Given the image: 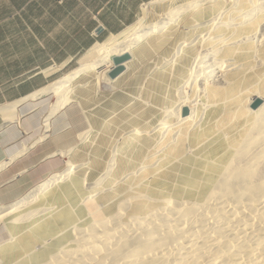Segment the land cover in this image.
Here are the masks:
<instances>
[{"label":"rangeland","instance_id":"1","mask_svg":"<svg viewBox=\"0 0 264 264\" xmlns=\"http://www.w3.org/2000/svg\"><path fill=\"white\" fill-rule=\"evenodd\" d=\"M150 10L96 46L126 42L169 11L187 14L135 47L117 80L101 82L93 70L73 82L69 99L73 70L34 96L45 137L69 128L60 142L77 146L63 152L67 165L55 174L64 182L0 217V264H40V255L61 264L46 260L61 238L79 245L73 234L89 237L98 218L118 228L127 219H114L117 209L134 218L168 200L177 213L154 216L116 248L134 257L156 249L170 264L187 246L198 264H253L264 254V103L251 109L264 98V0H157ZM119 257L106 253L104 261Z\"/></svg>","mask_w":264,"mask_h":264},{"label":"crops","instance_id":"2","mask_svg":"<svg viewBox=\"0 0 264 264\" xmlns=\"http://www.w3.org/2000/svg\"><path fill=\"white\" fill-rule=\"evenodd\" d=\"M156 2L0 0L1 205L19 201L62 172L67 165L63 152L77 146L60 142L69 128L45 137L34 96L78 68L97 44L120 37ZM12 106L16 119L8 120L4 111Z\"/></svg>","mask_w":264,"mask_h":264},{"label":"bare ground","instance_id":"3","mask_svg":"<svg viewBox=\"0 0 264 264\" xmlns=\"http://www.w3.org/2000/svg\"><path fill=\"white\" fill-rule=\"evenodd\" d=\"M206 5H207V3L204 5H201L198 8V10L205 7ZM148 11H150V9ZM186 14L187 13H185L184 15H179L177 13H173L172 11H169V12L165 13L163 15V18L160 19L159 21H156L153 23H145L146 26L141 30V32H139L140 33V34H138L139 36L137 35L133 38H128L125 40L126 42H122V43L118 42V43L114 44L113 46H111V45L95 46L92 49V52L94 53L93 59H91L89 57L91 59L90 61L89 60L87 62L85 61V63H83L80 67L75 69L74 72L70 75V77L68 79L67 86H66V89H68L69 93L66 94L64 97L70 99V95L74 91L73 82L75 80L79 79L80 77H82L83 75H85L91 71L93 72V70H99V72H97V73H98V77L101 80V82L110 81L108 73L112 69V67L114 66V62H113V56L114 55L122 54L125 52H131L132 54H135V53H133V51H134L133 49L135 47H137L140 43L147 41L153 35H156L162 31H164L169 26H171L173 24H178L179 21L181 20V18L184 19ZM189 20H191V19H189ZM188 29H189V27H188ZM143 48L145 49V47H143ZM148 49H146V50H148ZM148 55H150V53ZM154 55H155V53H154ZM129 64L130 63H127L128 70L130 68ZM137 72H139V71H137ZM94 75H96V74H94ZM79 85H81V84H79ZM100 85H101V83H100ZM91 93L89 95H91ZM86 100H88V99H86ZM90 101H87V102H90ZM66 105H67V102L64 101V104H62L60 106V108H58L55 111L54 115L56 113L60 112ZM9 108L10 107L5 108V111H4L6 113V116L8 117L7 119L8 120H15L16 119L15 106L12 109H9ZM103 118H105V116ZM102 125H104V124H102ZM102 125H101V127H102ZM99 129H100V127H99ZM84 138H86V137H84ZM98 140H99V138H98ZM69 172L74 173L75 169L73 168ZM63 176H64V174H63ZM63 176L62 175H55L52 179L45 180L39 186L34 188L32 190V192L28 195V197H26L24 200L16 201L13 204H10L8 206L1 208L0 209V217L3 216L4 214H9V213H12L13 211H15L17 209H20L21 205L23 203L31 204L34 200L39 198L43 193L50 191L52 188L59 185L61 182H64L66 179L63 178ZM51 185H53V186L51 187ZM135 196H137V195H135ZM115 199H116V197H115ZM168 201H167V203H165L161 207L157 208L155 210L154 214L152 213L153 215L152 214L151 215L150 214L135 215L134 218H131L123 210L117 209L116 214L113 213V218L114 219H122V220L127 219V220L124 224H122L118 228H114V229H111L108 227L109 222L111 221L112 218L109 221H107V224H106V222H104V223L101 222L105 217L98 218L97 221L96 220L93 221V226H90L86 229L87 232L84 231L85 233L88 234L89 237L82 238V237H77L75 234H73L74 238L80 242L79 245H72L73 243L71 241L63 240L61 238L60 243H58L59 246H57L58 245L57 244V245L52 247V253H51V255H49V258H46V260L49 261V260L53 259L54 257H57V258H59L58 260H60L61 264H170L171 260H172L171 255H170V257H169V255H163V253L157 252L156 249L146 247L145 249H142L138 252L139 254H141L144 251V253L142 255H138L137 257H134V256L129 255V254H134V253L129 252V253H126L124 255V252H120V250H118L116 248V241L118 239H120V238H131L134 236L136 237V235L144 229V226H146L147 223L151 219L154 218V216H157L159 214L163 215V213H169V212L172 214L177 213V210H178L177 206H169L168 205V204L174 202V200H171L170 203ZM130 202H132V200H130ZM128 218H131V219H128ZM56 223H54L55 225H52V227H55L56 225H58ZM98 223H100V225H98ZM154 223H157V221H154ZM68 226L71 227V223H69V225H67L66 227H68ZM78 226H80L83 230L85 229V223H83V224L80 223ZM56 227H58V226H56ZM54 236H55V234H54ZM37 249H38V247L36 248V250ZM183 250H184L183 259L179 263H175V264H198L197 262H194V260H193V255H192L193 249L191 247L187 246ZM40 251H42V250L40 249ZM57 252H60V254H58ZM38 253H39V251H38ZM106 253L118 254L120 257L121 256L122 257L121 258L119 257V259H118L119 261L117 260L116 262H113V263H106L104 261V256ZM38 261L41 262L40 264H43L44 261H42L41 255L38 257ZM253 262H254L253 264H264V254L262 255V257L260 259H257Z\"/></svg>","mask_w":264,"mask_h":264},{"label":"water","instance_id":"4","mask_svg":"<svg viewBox=\"0 0 264 264\" xmlns=\"http://www.w3.org/2000/svg\"><path fill=\"white\" fill-rule=\"evenodd\" d=\"M133 59V54L131 52H125L122 54L114 55L113 62L114 66L109 71L108 76L111 81L117 80L120 76L125 74L128 71L127 63H129ZM264 103V98L258 97L256 98L252 104L251 109L257 110ZM191 109L189 107H184L182 115L184 117L190 115Z\"/></svg>","mask_w":264,"mask_h":264}]
</instances>
